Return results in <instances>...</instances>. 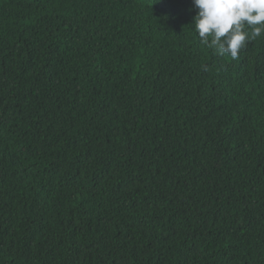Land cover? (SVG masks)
Instances as JSON below:
<instances>
[{"label":"trees","instance_id":"1","mask_svg":"<svg viewBox=\"0 0 264 264\" xmlns=\"http://www.w3.org/2000/svg\"><path fill=\"white\" fill-rule=\"evenodd\" d=\"M195 15L0 0V264H264V34Z\"/></svg>","mask_w":264,"mask_h":264},{"label":"clouds","instance_id":"2","mask_svg":"<svg viewBox=\"0 0 264 264\" xmlns=\"http://www.w3.org/2000/svg\"><path fill=\"white\" fill-rule=\"evenodd\" d=\"M192 24L202 44L237 59L248 42L264 34V0H192Z\"/></svg>","mask_w":264,"mask_h":264}]
</instances>
